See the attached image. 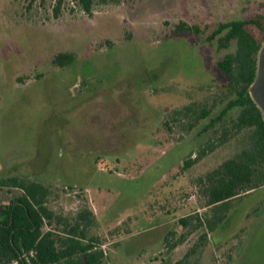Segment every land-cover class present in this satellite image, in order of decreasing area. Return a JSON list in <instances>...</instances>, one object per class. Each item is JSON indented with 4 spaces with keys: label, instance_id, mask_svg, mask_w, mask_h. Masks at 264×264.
Instances as JSON below:
<instances>
[{
    "label": "rangeland",
    "instance_id": "1",
    "mask_svg": "<svg viewBox=\"0 0 264 264\" xmlns=\"http://www.w3.org/2000/svg\"><path fill=\"white\" fill-rule=\"evenodd\" d=\"M53 7L0 0V180L44 184L47 206L65 218L91 211L89 236L110 264H161L168 232H186L179 219L209 211L198 180L244 136L223 134L239 108L212 123L233 97L217 63L236 43L220 48L211 36L220 24L264 17V0H109L91 15L63 0L58 17ZM180 23L200 33L177 32ZM60 53L75 63L53 65ZM203 109L212 114L197 121ZM207 144L213 151L185 169ZM21 194L0 187V206ZM192 261L264 264V187L235 202Z\"/></svg>",
    "mask_w": 264,
    "mask_h": 264
},
{
    "label": "trees",
    "instance_id": "2",
    "mask_svg": "<svg viewBox=\"0 0 264 264\" xmlns=\"http://www.w3.org/2000/svg\"><path fill=\"white\" fill-rule=\"evenodd\" d=\"M50 1L54 4V15L58 17L63 0ZM108 1L76 0L88 15L92 14L95 4L105 5ZM262 20L264 17L251 22L220 24L211 36V39L217 38L220 48H227L232 41L236 43V51L217 63L229 79L227 89L233 97L212 123L221 122L231 110L239 108V115L230 121V127L223 128V134H228L227 138L244 136L237 154L198 180L200 186L204 185L203 208L209 211L203 216L195 214L179 219L186 232L178 238L175 231L168 232L165 246L169 257L161 264L195 263L192 259L197 248L208 245L209 235L226 222L235 202L264 187V119L249 92L255 79L257 56L264 42ZM249 23L260 30V38L247 29ZM176 31L200 33L198 28L185 23L176 26ZM75 61L74 53H60L54 57L53 65L65 68ZM190 111L191 107H186L183 114ZM211 114V110L203 109L197 115V121L209 118ZM214 146H204L196 158L185 162V169L213 151ZM6 186L18 189L22 194L9 205L0 206V264H110L102 248L104 244L89 236L96 221L91 211L82 209L74 218H65L47 206L50 189L44 184L12 177L0 180V187ZM45 226L49 227L48 231H44ZM195 234L198 242L194 241L181 258L174 260L172 254Z\"/></svg>",
    "mask_w": 264,
    "mask_h": 264
},
{
    "label": "water",
    "instance_id": "3",
    "mask_svg": "<svg viewBox=\"0 0 264 264\" xmlns=\"http://www.w3.org/2000/svg\"><path fill=\"white\" fill-rule=\"evenodd\" d=\"M250 96L264 119V42L257 56L255 79L250 87Z\"/></svg>",
    "mask_w": 264,
    "mask_h": 264
},
{
    "label": "crops",
    "instance_id": "4",
    "mask_svg": "<svg viewBox=\"0 0 264 264\" xmlns=\"http://www.w3.org/2000/svg\"><path fill=\"white\" fill-rule=\"evenodd\" d=\"M104 245H102V248H103Z\"/></svg>",
    "mask_w": 264,
    "mask_h": 264
}]
</instances>
